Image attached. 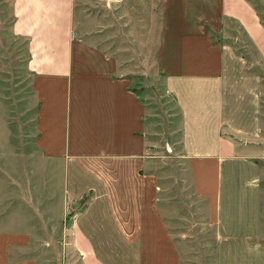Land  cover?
Listing matches in <instances>:
<instances>
[{
    "label": "crops",
    "instance_id": "1",
    "mask_svg": "<svg viewBox=\"0 0 264 264\" xmlns=\"http://www.w3.org/2000/svg\"><path fill=\"white\" fill-rule=\"evenodd\" d=\"M83 1L9 0L4 33L20 54L0 55V77L23 73L35 103L10 121L0 99V264H46L54 207L59 223L72 213L64 233L81 264H110L96 243L115 237L106 223L135 249L131 264H264V11L253 0H115L132 43L151 52L175 126ZM159 158L175 163L167 182L151 171Z\"/></svg>",
    "mask_w": 264,
    "mask_h": 264
},
{
    "label": "rangeland",
    "instance_id": "2",
    "mask_svg": "<svg viewBox=\"0 0 264 264\" xmlns=\"http://www.w3.org/2000/svg\"><path fill=\"white\" fill-rule=\"evenodd\" d=\"M253 1L255 2L257 8H259L261 11H264V1ZM115 2V0H84L83 5H85L87 12H90L99 18L101 25L99 27L105 28L108 41L107 43L111 46L112 50H117L118 53L120 52L122 56L126 57L123 59L124 63H127L128 65L125 70L129 72V76L132 79L134 87L138 91L143 92L145 95L148 94V96L152 97V99L155 101V107H157V110L161 114L162 120H164L166 123H168V121L175 120L174 125L176 126V124H178L177 110L174 107L171 99L164 95L162 90V76H158L155 73L156 70L153 67L154 65L149 62L151 52H146L144 48L139 47L137 43L135 44V42L132 43L134 40L133 34L129 33L125 18L122 17L123 14L121 13V7L119 3ZM8 8L9 0H0V55H7L9 53L20 54L18 42L13 43L12 41H7L4 33V27H6L5 24H7V22L10 20L9 16H7ZM104 25H106V27H104ZM218 37L219 36L216 38ZM236 43H239V46H237L241 49L242 53H248L251 55H255L257 53L255 48L251 46L249 40L245 36L241 38V41L236 40ZM3 74L4 78L0 77V86L4 88L3 92L5 94L1 95L0 99L2 102H4L3 105L5 106V111L3 110V114L6 117L8 116L7 119L12 121L14 119L16 110L17 113L22 116L24 107L26 106L27 108V106L31 104L34 106L35 102L27 88L29 83V78L27 76L18 70L14 77L11 73L9 75L7 73ZM8 96L9 99L7 98ZM9 103L19 104V106H14ZM16 129L18 128L14 124L12 126V130L16 131ZM20 133L21 130L19 131L18 135H20ZM14 144L16 145V149H20L19 146L22 145V143L17 141H15ZM159 161L160 162L158 164L153 163L151 171L155 172V170L158 168L161 169L162 171L160 170L161 176L159 179L161 181L165 179L164 182H167L166 171L168 168L175 166V163L166 158H159ZM146 171L149 172V169H145V172ZM156 176L158 175H155V177ZM87 182L94 184L91 180H87ZM117 188H119V186ZM114 193L116 198H118L120 190L117 189ZM55 194L56 192H54V190L49 192V196H53V198L55 197ZM92 196L93 193L85 195L82 200L76 203L77 205L75 204L76 210H84L85 206H83V204L85 205ZM101 207L102 211L105 210L104 204L102 202ZM50 210L51 212L53 211L50 216L52 221H50L47 226L43 224V250H45L43 251V262L46 261V264H81L79 256L75 255V251H72L74 249L72 247L71 238L69 237L68 233L67 235L64 233V224H67L68 227L71 226L72 213L68 215L64 223H59L58 216L55 215V207L50 208ZM105 225H109L108 231L112 230L111 235L113 234V237H115L111 240H107V238L106 240L97 238L96 243L99 246V251L101 252L102 256L108 260L110 264H131V262L134 261V257L132 258L131 256H133L135 253V249L119 241V237L116 235L115 228L113 229L112 226L115 224L106 223ZM104 232H107L106 227L104 230L100 231V233ZM150 241L151 239L148 241L149 244ZM115 250H122L124 255V250H128V254L125 255L126 259L124 260L125 257H122L124 261H120L119 254L115 258Z\"/></svg>",
    "mask_w": 264,
    "mask_h": 264
}]
</instances>
